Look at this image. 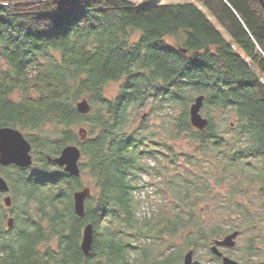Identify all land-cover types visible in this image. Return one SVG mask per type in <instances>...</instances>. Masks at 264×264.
I'll return each instance as SVG.
<instances>
[{
	"label": "trees",
	"instance_id": "1",
	"mask_svg": "<svg viewBox=\"0 0 264 264\" xmlns=\"http://www.w3.org/2000/svg\"><path fill=\"white\" fill-rule=\"evenodd\" d=\"M162 1L0 0V127L20 129L34 155L32 167L5 171L16 222L6 228L0 202V264H182L244 228L248 263L264 243V7ZM111 83L120 87L107 98ZM200 96L204 130L190 121ZM84 98L88 114L77 109ZM73 144L80 177L47 159ZM145 173L164 178L149 217L136 195ZM84 185L92 194L78 217L73 194Z\"/></svg>",
	"mask_w": 264,
	"mask_h": 264
},
{
	"label": "water",
	"instance_id": "2",
	"mask_svg": "<svg viewBox=\"0 0 264 264\" xmlns=\"http://www.w3.org/2000/svg\"><path fill=\"white\" fill-rule=\"evenodd\" d=\"M264 7V0H258ZM204 105V96L198 97L192 104L190 109V121L191 125L198 129L204 130L209 124V120L204 117L201 110ZM77 109L82 114H88L91 111V105L87 99H83L78 102ZM81 140H85L87 137V131L81 129L79 131ZM33 146L26 138L24 133L17 128L13 127H0V166H16L18 168H29L34 164V158L32 155ZM82 157V151L78 145L66 146L60 156L52 157L48 156L47 159L63 168L64 171L71 176L80 177V160ZM0 191L9 192L10 186L7 181L0 175ZM92 194L90 187H85L76 191L73 194L74 210L78 217H84L86 211V200ZM6 203L11 205V197L6 198ZM240 235L239 231H235L223 239H215L211 247V252L223 259V264H239L237 261L224 256L219 250V247L234 248L237 245V240ZM94 243V227L92 224H88L83 232V240L81 248L86 257L89 256ZM194 263V251L190 250L186 253L184 264Z\"/></svg>",
	"mask_w": 264,
	"mask_h": 264
},
{
	"label": "rangeland",
	"instance_id": "3",
	"mask_svg": "<svg viewBox=\"0 0 264 264\" xmlns=\"http://www.w3.org/2000/svg\"><path fill=\"white\" fill-rule=\"evenodd\" d=\"M176 2H194V0H164V1L161 2V4H169V3H176ZM135 3H137L138 5H143L144 4L143 2H138V1H136ZM155 3H156L155 1L154 2L151 1V2H148V3H145V4L146 5H152V4H155ZM168 41L170 43H172V40L169 39ZM119 87H120V83H111V84H109L106 87V97L107 98L115 97L117 95ZM19 95H20L19 93H16L13 98L15 100H19V98H20ZM84 99H86V98H84ZM82 100H80V101H82ZM144 116H146V113H145ZM134 126H137V124L134 125ZM82 128H83V126H78L76 128V131L79 132ZM73 145H75V144H73ZM176 148L178 150L186 151V152L193 151V148L190 146V144H189V142L187 140L178 141L177 145H176ZM58 156H60V155H58ZM144 175H146L145 179H144ZM142 176L143 177L140 180V185H141L142 188H141L140 191L139 190L136 191V192H140L139 195L138 194H136V195L143 202L142 207H141L140 215L149 217L148 214L151 213V215H152V214L156 213L158 211L160 205L164 202V197H162L161 192H159V190L164 187V178H162V176L150 175L148 173H145ZM143 179H144V182H142ZM85 187H90V186L89 185H84L83 188H85ZM90 188L92 189V187H90ZM217 190L221 191V192L227 191L226 188H222V187L217 188ZM1 202L5 206L4 200H2ZM244 203H247L246 198H244ZM202 206H204V205H202ZM202 216L207 221H212V219L215 217V214L212 211L208 210V211H203ZM261 228L264 229V223L261 225ZM243 230H245L244 234H242L241 230L239 231L240 235H239L238 240H237L236 248H234V249L232 248L230 250L225 249L226 253L228 255L232 256L233 258H235L236 260L240 261L243 264H260L259 261H262L264 259V243H260L257 246V249H258L257 254H253L252 255L253 257H251L248 260V263H245L244 259H243V261L241 260L242 256L244 258V255H246L245 246H247V244L249 243L250 236L253 234V231H249V230L246 231V228H244ZM236 231H238V230H236ZM229 233L231 234V232H229ZM225 236H227V235H224V236H222L221 238H218V239H223ZM214 240L215 239H213L211 241L212 245H213V241ZM160 244L161 245L159 246L158 249L161 251L163 256H167V254L170 252V250L166 247L167 244L166 243L163 244V242L160 243ZM173 244L179 246V245L182 244V240L180 238H175V239H173ZM212 245H211V247H212ZM211 247L207 248V249L205 247H201V250L199 251V253L194 255V263H195V261H199L201 264H204V263L208 264L209 262H211V259H212ZM226 248H228V247H226ZM186 253H184V255H183L182 259H181L182 264H184V259H185ZM210 264H215V263L211 262Z\"/></svg>",
	"mask_w": 264,
	"mask_h": 264
},
{
	"label": "flooded vegetation",
	"instance_id": "4",
	"mask_svg": "<svg viewBox=\"0 0 264 264\" xmlns=\"http://www.w3.org/2000/svg\"><path fill=\"white\" fill-rule=\"evenodd\" d=\"M32 155H33V152H32ZM33 158H34V155H33ZM12 167H16V166H14V165H12V166H7V167H5V166H0V175L7 181V183L9 184V181H8V179H7V177H6V175H5V171L7 170V168H12ZM16 168H18V167H16ZM30 168V167H29ZM10 186V185H9ZM0 193H1V195H0V202L2 201V200H4V203H5V206L2 204V206H3V215H5L6 216V220H5V223H6V228L8 229V230H10V229H13L14 228V226H15V216H13V213H12V209H13V202H14V198H13V194L11 193V190L9 191V192H2V191H0ZM7 197H11V205H8L7 203H6V198ZM2 203V202H1ZM234 248H236V247H234ZM233 248V249H234ZM225 249H227V250H230V249H232V248H226V247H219V250L224 254V256H226V257H229V258H231V259H233V260H235V261H237L239 264H243V263H241L240 261H238V260H236L235 258H233L232 256H230V255H228L227 253H226V250ZM216 257H218V256H216ZM220 260H221V263L223 264V259L222 258H220V257H218Z\"/></svg>",
	"mask_w": 264,
	"mask_h": 264
},
{
	"label": "built area",
	"instance_id": "5",
	"mask_svg": "<svg viewBox=\"0 0 264 264\" xmlns=\"http://www.w3.org/2000/svg\"><path fill=\"white\" fill-rule=\"evenodd\" d=\"M145 176H146V175H144V179L146 178ZM142 177H143V176H142ZM141 179H142V178H141ZM144 179H143V181H142V182H144ZM138 190L140 191L141 189H138ZM138 190H137V191H138ZM139 193H140V192H136V194H138V195H139ZM148 215L150 216V215H151V213H149Z\"/></svg>",
	"mask_w": 264,
	"mask_h": 264
},
{
	"label": "bare ground",
	"instance_id": "6",
	"mask_svg": "<svg viewBox=\"0 0 264 264\" xmlns=\"http://www.w3.org/2000/svg\"><path fill=\"white\" fill-rule=\"evenodd\" d=\"M22 190V189H21Z\"/></svg>",
	"mask_w": 264,
	"mask_h": 264
}]
</instances>
